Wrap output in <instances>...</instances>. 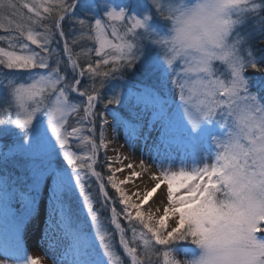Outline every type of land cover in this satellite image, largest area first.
<instances>
[{"label":"snow or ice","instance_id":"snow-or-ice-1","mask_svg":"<svg viewBox=\"0 0 264 264\" xmlns=\"http://www.w3.org/2000/svg\"><path fill=\"white\" fill-rule=\"evenodd\" d=\"M80 6L0 0V137L12 138L0 162L19 157L25 172L0 176V264H41L21 231L49 182L52 264H189L179 242L199 250L190 264H264V79L254 92L248 76H264V0H100L90 19ZM130 70L152 82L121 92L112 82ZM119 126L134 140L158 129L164 159L142 195L123 187L135 165L106 156ZM162 190V214L142 211Z\"/></svg>","mask_w":264,"mask_h":264},{"label":"rangeland","instance_id":"rangeland-1","mask_svg":"<svg viewBox=\"0 0 264 264\" xmlns=\"http://www.w3.org/2000/svg\"><path fill=\"white\" fill-rule=\"evenodd\" d=\"M18 2V0H17ZM100 0H80V7L77 10V15L80 18H91V14L89 12L90 7H95ZM114 4H129L130 6H135L138 3V0H112ZM26 13V10H23ZM159 19V18H158ZM163 23V21H160ZM65 29L68 31V24L65 22ZM2 31V30H1ZM1 46V45H0ZM91 46V45H90ZM34 47V46H33ZM54 47H59L62 49V42H59ZM78 50V49H77ZM137 79H136V78ZM262 79H257V84L259 85ZM152 81H146L142 72L136 70H130V74L128 79L123 81H113L112 83L116 85V87L124 92L127 88L141 86L142 83H150ZM110 91V90H109ZM257 92V91H254ZM119 108V106H113ZM117 115L121 117L126 122L131 120H135L136 113L132 109H123L117 112ZM106 135L109 136L110 146L106 153L108 158H114L118 153L121 157H127L124 160V164L132 163L135 165L134 170L139 172L140 178L134 179L133 182L124 185L125 191H127L130 195L134 193L137 189L140 190L141 195L150 190V188L154 185L155 181H149L148 174L144 173V170L140 167L141 162L145 164V167H149L152 174L158 171V167L156 165L159 164L160 159H164L163 155L160 158H157V150L160 149L161 153L163 149L160 146L159 138H158V129L152 130L147 139H130L128 134V128L124 126L115 127V130H109ZM8 138V137H7ZM9 143L11 142V137H9ZM2 137H0V142ZM175 148V145L173 146ZM172 155L174 157L171 164L173 169L176 170L180 167V152L173 151ZM10 163L17 162L16 159H10ZM101 164H103V160H101ZM115 167H121L120 164H115ZM131 170H125L123 173H117L118 179H124L125 177L130 175ZM151 174V175H152ZM148 181V183H147ZM109 191L111 189L109 188ZM164 192L162 190L157 196L154 198V202L151 203L150 207L146 206L142 211L154 212L157 207H160L161 211L156 212L155 215L159 216L162 214L163 209V201H164ZM51 183L49 182L46 186L42 187L40 192V200L38 203V208L33 214V216L26 222V225L21 233V239L24 243L25 250L29 255H32L34 258L40 259L41 264H52L50 258L45 256V250H49L50 252H55L57 255L59 254L60 249L53 247L52 241V233L47 228L48 221L50 219V210H51ZM135 200L136 197L133 196ZM138 202V201H137ZM20 201L14 200L12 202V208L16 207L17 209L20 207ZM71 207L73 211L77 214H82L80 201L73 197L71 201ZM3 220L0 217V229H2ZM118 240V238H117ZM174 252L178 259L180 260H192L196 256L199 255V250L196 247L188 242H179L177 245H174Z\"/></svg>","mask_w":264,"mask_h":264},{"label":"trees","instance_id":"trees-1","mask_svg":"<svg viewBox=\"0 0 264 264\" xmlns=\"http://www.w3.org/2000/svg\"><path fill=\"white\" fill-rule=\"evenodd\" d=\"M251 25H252V21L250 20L247 28H251ZM242 30H246V29H242ZM2 34H5V33H3V31L0 30V35H2ZM0 45L1 46H5V47L7 46L6 44H3L2 42H0ZM253 47H254L255 51L258 54L261 53V52H264V47L261 46L260 41L258 39L253 41ZM248 76H249L250 87H251L252 91H258L259 85L257 84V79H259V78L264 79V76H262L260 73L252 74L251 72L248 73ZM9 140H10L9 137L8 138L7 137H2L1 142L9 143ZM15 159L17 160V162H15V163H10L8 161L7 164H4L3 162H0V176H3L5 172H7L13 178L18 177V176L22 177L23 175H25L24 168H23L24 161L22 159H20L19 157H16ZM110 193H111V191H110ZM39 200H40V195H39V197L37 199L36 208L32 212L31 216L25 221V223L23 225V228H22V231H23V229H24V227L26 225V222L33 216V214L37 210ZM19 206L20 207L18 209L16 207H14V208H12V210L14 212H17V213L23 212L24 209H23L22 202L20 203ZM22 231H21V233H22ZM129 235H130V233H129ZM117 250H118V252L121 253V255H123L122 250L119 249L118 243H117ZM125 259H127V258L125 257Z\"/></svg>","mask_w":264,"mask_h":264},{"label":"clouds","instance_id":"clouds-1","mask_svg":"<svg viewBox=\"0 0 264 264\" xmlns=\"http://www.w3.org/2000/svg\"><path fill=\"white\" fill-rule=\"evenodd\" d=\"M198 2H201V0H186V3H188L189 7L195 6ZM181 264H184V261H181Z\"/></svg>","mask_w":264,"mask_h":264},{"label":"bare ground","instance_id":"bare-ground-1","mask_svg":"<svg viewBox=\"0 0 264 264\" xmlns=\"http://www.w3.org/2000/svg\"><path fill=\"white\" fill-rule=\"evenodd\" d=\"M144 173H146V174H148V176H149V181H151L152 179H151V174H152V172H151V170H149V167H145L144 169ZM147 183H148V181H147Z\"/></svg>","mask_w":264,"mask_h":264}]
</instances>
